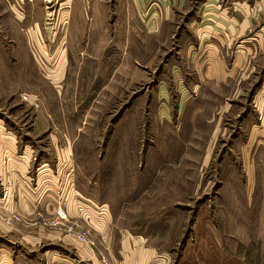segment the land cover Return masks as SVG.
Masks as SVG:
<instances>
[{
    "label": "rangeland",
    "instance_id": "rangeland-1",
    "mask_svg": "<svg viewBox=\"0 0 264 264\" xmlns=\"http://www.w3.org/2000/svg\"><path fill=\"white\" fill-rule=\"evenodd\" d=\"M131 4L0 0V115L32 165L56 168L62 185L74 177L114 232L146 235L158 259L264 264V127L251 89L181 87L186 14L155 35ZM16 215L4 221L68 232L55 214Z\"/></svg>",
    "mask_w": 264,
    "mask_h": 264
},
{
    "label": "crops",
    "instance_id": "crops-1",
    "mask_svg": "<svg viewBox=\"0 0 264 264\" xmlns=\"http://www.w3.org/2000/svg\"><path fill=\"white\" fill-rule=\"evenodd\" d=\"M131 2L129 9L137 12L140 25L155 35L173 21L174 11L185 13L182 48L175 54L184 63L181 87L186 86L189 92L214 89L212 92L226 94L241 93L249 87L264 127V0ZM9 119L0 115V180L9 171L14 181L7 188L6 200L0 202V264H167L165 257L158 259L146 235L114 232L106 204L93 202L87 193L84 196L74 177L62 185L56 168L44 162L32 165L31 147L20 144L19 148L22 134L7 127ZM63 204L71 218L80 217L91 228L102 230L92 232L98 245H85L55 228L34 231L16 222L9 225L3 218L5 213H20L30 220L42 214L51 216Z\"/></svg>",
    "mask_w": 264,
    "mask_h": 264
},
{
    "label": "built area",
    "instance_id": "built-area-1",
    "mask_svg": "<svg viewBox=\"0 0 264 264\" xmlns=\"http://www.w3.org/2000/svg\"><path fill=\"white\" fill-rule=\"evenodd\" d=\"M3 179V178H2ZM3 181H4V183H6L4 186L6 187L5 189V191L3 192V194H0V198H1V196L4 198V197H6L7 195H8V193H9V191L7 190V188L11 185V183H12V181L11 180H9V179H3ZM17 213H13L12 215L13 216H17L16 215ZM11 215V216H12ZM19 215V214H18ZM55 215H56V217H57V222L59 223V224H62L63 222H65V225H64V228H68V234H70V235H72V236H74V237H77V238H79V240L80 241H82L83 243H85L86 245H89V246H94V245H96V243H95V240H93L94 238L92 237V233H91V231L90 230H85V229H83V227H82V225L78 222V221H76V220H74L73 218H71L70 216H69V214L67 213V211H66V209H65V207L64 206H59L57 209H56V212H55ZM10 216V217H11ZM12 218V217H11ZM24 218V217H23ZM21 219V218H20ZM44 219V218H43ZM10 220V219H9ZM45 220V219H44ZM46 223V225L47 224H51V222L50 221H48V220H45V222H43V224H45ZM54 225H58V224H54ZM67 225H69V226H67ZM78 231H80V232H78ZM83 233V235H81L80 237H78V234H80V233Z\"/></svg>",
    "mask_w": 264,
    "mask_h": 264
},
{
    "label": "bare ground",
    "instance_id": "bare-ground-1",
    "mask_svg": "<svg viewBox=\"0 0 264 264\" xmlns=\"http://www.w3.org/2000/svg\"><path fill=\"white\" fill-rule=\"evenodd\" d=\"M48 1H50V0H48Z\"/></svg>",
    "mask_w": 264,
    "mask_h": 264
}]
</instances>
